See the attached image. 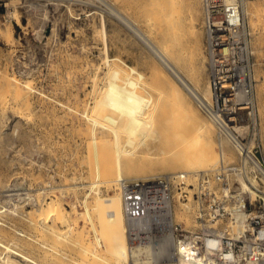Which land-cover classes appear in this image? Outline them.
Masks as SVG:
<instances>
[{"label": "rangeland", "instance_id": "374dc122", "mask_svg": "<svg viewBox=\"0 0 264 264\" xmlns=\"http://www.w3.org/2000/svg\"><path fill=\"white\" fill-rule=\"evenodd\" d=\"M151 1L153 0H0V26L7 34L9 28L6 26L12 25L15 38L11 44L3 39L5 34L4 36L0 35V81L9 75V78H14L18 82L20 95L28 96L26 102L15 107L16 109L11 111L10 107L7 108L5 110L7 114L4 111V118L0 124V211H5L1 215H4L3 220H6L9 226L19 229L18 235L14 234L10 228H5L6 232L0 230V238L5 243L10 242L12 245L18 243V245H14L15 248L38 264H107V257L111 258L112 263L114 262L112 257L114 254L113 241L108 234L106 222L102 226L98 223L99 226L97 229L95 228V232H92L83 227V221L76 219L73 214L70 219L73 207H76L78 216L82 215L84 218L89 203H94V208L99 203L102 210L106 198L116 199L114 206L108 205L106 208L114 211L115 216L117 215V218L115 217L117 225H115L116 223L113 225L117 226L119 233L127 234L125 231L127 223H124L121 197L118 200L119 195L121 196L119 184H109L110 187L104 185L99 188L100 191L97 189L98 192H95L96 188L86 186L89 182L95 181L91 178V173L94 171L93 165L99 159L102 158L101 160H104L106 166L116 165L118 156L115 153V142L111 133V93L118 99L125 113L145 109L148 113L156 114L160 111L163 103L158 94L161 92V86L159 80L155 78V70L160 68L176 84L180 85L194 109L212 124L215 129L213 137L215 147L219 149L218 140L220 138L228 142L226 138L219 136L216 127L200 110L195 98L196 93L198 95L201 93L196 90V82L193 81L194 74L200 75L198 83L201 89L206 84H210L209 59L205 51L202 0H171V3L170 0H166L168 5L170 4L169 6L165 0H163L164 3L161 2L162 0L161 3L154 0L155 4ZM237 2L241 5L253 65V99L250 106L253 112L252 120L256 124L257 136L254 140L259 147V157L262 156L264 159V0H237ZM167 6L171 7L172 11L175 10L173 11L175 13ZM169 12L172 13V16ZM165 15L166 17L170 16L169 18L172 17V20L175 17L173 20L175 22L171 21V23L173 22L172 26L179 24L175 26V29L177 31L182 29L175 32L178 34L174 35V37L179 36L176 38L180 43L176 40L173 41L178 42L181 47L183 45V49L176 42L175 48V43H172L174 51L179 53L176 56L180 57L182 54L184 56H181L184 59L182 60L188 62L192 55L190 57L187 55L194 53L193 50L192 53L190 52L192 47L193 49L199 48V50L196 49L199 52L197 51L198 54L192 57V61L189 59L191 64L188 62V66L187 63L180 65L179 61V68L167 57L165 58L164 54L161 57V52L157 53L161 49L159 44L162 45L164 41L163 44L167 48L168 42H172L170 38L173 36L170 33L175 34L172 32L174 30L172 26V28L167 27V29H173L168 31L170 36L168 38L167 32L163 30L166 29L164 26L168 22L163 26L157 23L160 19L158 16L164 17ZM169 18L167 19L169 20ZM169 25L167 24V26ZM193 28H195V33ZM180 36H182L181 39ZM194 40L199 45L195 44ZM149 44L159 46L158 48L154 46V48ZM164 45L162 46L165 47ZM179 48L181 52H177L180 51ZM170 50L172 52L173 48ZM175 52H172L174 57ZM162 59H166L165 62ZM168 65L172 69H177L170 70ZM108 68L110 69L108 70ZM174 73L178 75L173 76ZM107 74L112 75L108 77ZM178 76L186 84L179 80ZM112 78L113 80H110ZM108 81L111 82L108 83ZM116 81H121V85ZM108 84H111L112 87H108ZM118 85L122 87V92L117 88ZM108 88H111V92ZM188 88H191L192 91ZM2 98L5 99L4 93H2ZM26 103L29 105L26 106ZM130 130L125 127L123 129L121 158L126 161H146L155 158L157 153L150 152L145 131L132 133ZM228 143L223 144V149L230 159L233 155L235 158L224 164L219 161L215 166L216 169L222 165L234 164L238 159L237 151L230 142ZM160 147L163 148L162 142ZM157 175L165 174L157 172L152 177ZM187 185L188 188L185 190L189 193V197L180 198V189L175 191L177 195L175 198L176 214L182 211L180 205L187 204L188 199L191 198V203L196 209L195 219L197 220L195 191H191L192 187H189L190 185L195 186L192 177ZM95 193H98L97 196L101 198H96ZM55 196L63 202L65 210L64 224L57 223L56 230L66 233L67 231L72 232L74 229L72 232L73 241L84 237V241H82L88 244L87 253L81 252L80 255L76 247L69 243V240L60 239L59 241V239L39 236L40 233H36L35 226L31 227L25 222L26 218L32 217V215L33 219H36V221L33 220L34 223L39 222L38 218L41 213L38 215L37 206L55 199ZM244 198L248 199L245 203L249 204L254 202L257 196L250 198L248 194H245ZM93 199H96V203ZM99 200L100 202H97ZM16 205L19 207L18 212L27 217L12 218L9 210H13ZM95 210L96 212L100 211L97 208ZM103 210L100 213H103ZM96 212H94L95 216L98 215ZM104 213L106 216L105 210ZM104 213L100 216L102 217ZM100 216L97 221H105L104 218L100 219ZM179 218L174 217L176 223L180 224L185 231H190L193 224L189 225ZM120 220L124 227H121ZM46 225L51 226L55 223L49 219L46 220ZM220 226L234 230L232 216L228 222L221 223ZM105 227H107L108 233L107 230L104 231ZM198 227L199 225L196 223V228ZM0 228L3 227L0 226ZM22 231L33 233L38 236V239L29 243L28 239H23ZM81 235L84 236L81 237ZM85 236H88L87 240H85ZM11 240L14 244L11 243ZM41 242L42 244L43 242L53 243V247L49 243H47V249L41 247ZM150 245L153 249V255L150 257L151 264L171 263L169 253L173 252L172 245L163 249H157L153 244ZM111 250L113 251L111 252ZM1 251L0 247V254H3ZM91 251H95V255L91 254ZM109 251L113 253L112 256ZM4 254L0 255V263L5 260L2 259ZM174 259L172 258V261ZM111 262L109 263L112 264ZM127 262L133 264L130 258L127 259Z\"/></svg>", "mask_w": 264, "mask_h": 264}, {"label": "built area", "instance_id": "2783aa9c", "mask_svg": "<svg viewBox=\"0 0 264 264\" xmlns=\"http://www.w3.org/2000/svg\"><path fill=\"white\" fill-rule=\"evenodd\" d=\"M202 10L213 96L211 103L195 98L219 136L233 145L238 159L213 172L190 174L195 182L189 187L195 191L199 225L193 231H185L174 219L175 191L180 189V198L189 197L185 190L189 175L165 174L123 182L129 242L150 243L157 249L172 245L174 254L177 244L189 242L193 254L207 264H264V159L259 157L254 140L249 37L239 2L202 0ZM245 105L250 108L242 109ZM241 182L256 192L254 202L243 203L242 195L249 193L243 191ZM242 212L247 215L243 232L220 226L231 216L234 223L236 214Z\"/></svg>", "mask_w": 264, "mask_h": 264}, {"label": "bare ground", "instance_id": "6f19581e", "mask_svg": "<svg viewBox=\"0 0 264 264\" xmlns=\"http://www.w3.org/2000/svg\"><path fill=\"white\" fill-rule=\"evenodd\" d=\"M157 1L160 2L161 0H157ZM168 1L165 0V2H167L166 3L167 5H168ZM227 1L228 2H236L237 0H227ZM151 2H154V4H155L154 0ZM161 2L164 3L163 0ZM172 2H174V1H172ZM170 3H171V0H170ZM167 7H166V10L168 8H170V10H171V7H168V8ZM173 11H175V10H173ZM113 12H115V10ZM13 13H14V11H13ZM170 13L171 12H169V14ZM173 13H175V12H173ZM16 15H15V17H17ZM159 16H161V15H159ZM159 16H158V18H160V19H158L159 22H157V23H159L160 25L162 24L161 26H163V24L165 25L166 22H168L167 24L169 25L171 23V21H173L175 19V17L173 20L171 19L172 17L169 18L170 16H172V13L170 14L169 17H166V15L164 17L163 16L159 17ZM120 17H123V16L120 15ZM167 18H169V20ZM17 20H18V22H20L18 17H17ZM178 20H179V17H178ZM178 20H176V21H178ZM173 22H175V21H173ZM173 22L169 26H167V24H166V26H164V27L166 29H167V27L172 28ZM188 24H190V23L188 22ZM174 25H175V23H174ZM176 25H179V24H176ZM11 26H6L9 28V32L7 31L8 32L7 34L4 32V29L1 28V26H0V35L4 36V34H5L6 36H4L5 38H3V39H6L7 42H10L12 44L14 42V40H13L14 37H13V29ZM175 26L173 27L174 30L169 29V28L167 30L166 29H163V30H165L167 32V34H168L169 30L170 31L173 30L172 32H174V33L182 30L180 27L181 30L177 31L175 29ZM192 26L194 27L193 23H192ZM164 27H162V28H164ZM195 28H193V32H194ZM137 32H139V31H137ZM176 34H178V33H175V34L170 33V35L173 37ZM179 35H181V34H179ZM194 35H196V34H194ZM168 36H169V34H168ZM145 37H146V35H145ZM173 37L172 38H170V36L168 37V38H170V40L172 39L171 40L172 42H170V43L168 42L169 48L168 47L166 48V45L163 44L165 42L163 41L162 45H164L165 47H163L161 44H159L161 49H159V51H157V53L161 52V57H163L165 55V58L167 57L168 60L172 61V63H174L176 66H179L178 63H180V62H181L180 65H186V63H187V66H188V62H189V64H191L189 59H191V61H192V57H194L195 55L198 54L199 48H196V49H198V50H196L195 48L193 49V47L191 46L192 49L190 50V52L192 50L194 51V53L197 51L198 52L194 54V53H192L193 52L192 51L191 52L192 54H189V55L186 54L189 57L191 55L192 56H191V58L188 59V62L187 61L185 62V61H183L184 59L181 58V56L184 57L182 54H180V57L176 56V55H179V53L177 54L174 51V47H173V44L176 41L179 42V39H177L179 36L178 35L175 36L174 39H173ZM181 38H182V36H180V39ZM152 39H154V38H152ZM195 39L197 40V38H195ZM12 40H13V42H12ZM145 40H146V38H145ZM165 40H167V39H165ZM173 40H176V41L174 42ZM196 40H194V42ZM178 42H176L177 45H179ZM196 42H195V44L199 45V43H196ZM176 43H175V48H176ZM170 44L172 45V48H173L172 52L176 53L175 57L173 56L174 54H172V52H170L171 51L170 49H172V48H170V46H171ZM195 44H194V46H195ZM149 45L151 46V44H149ZM159 45H154V46H157V48H158ZM179 47H181V46L179 45ZM182 47H183V45H182ZM182 47H181V49H183ZM196 47H197V45H196ZM181 49H180V51H177L178 49H175V50L177 52H181ZM200 51L202 52V49ZM182 52H184V51H182ZM162 60H164V59H162ZM165 60H164V62H165ZM185 60H186V58H185ZM182 61H183V63H182ZM107 64H108V60H107ZM166 64H168V63H166ZM170 65H168V66H170ZM171 66L169 67L170 70L172 69ZM184 67H186V66H184ZM179 68H180V66H179ZM109 69L110 68H108V70ZM155 69H156V67H155ZM155 69L153 68V71ZM176 69L173 68L172 70L174 71ZM155 71H156L155 72V78H157L159 80V83L161 86V92L158 93L159 96H161V97H159V99L162 100V102H163L160 111L157 112L156 114H153V112H150L151 113L150 114L145 109L125 113L123 111L122 106L119 104L118 99L115 98V96H112V93L110 94V96H111L110 118L112 121L111 133H112V137H113L114 142H115V153L118 157L116 158V165L112 166V167L106 166V164L104 163V160H101L102 158L99 159L93 165L94 171L91 173V178L95 181H91L88 183V185H86V184L85 185L89 188H96L95 192H98L99 188H101L104 185H108L110 187L114 183H115L114 185H116V183H117V185L119 184V188H120V192H121V185L123 182L146 180L148 178H151L157 172H161L163 174H185V175H189L188 177L190 178L191 173L211 171L213 169H216L215 166L219 163V161H221L220 163L224 164L225 162H229L230 160H233L235 158V156L233 155L232 159H230L229 155L226 154L224 149H223V144L228 143L229 141L226 142L222 138H220L218 140V145H219L220 150L215 147L216 146V144H214L215 140L213 141V139H214L213 137L215 136L214 135L215 129H213L212 124H210L205 118H203V116L196 109H194V106H192L191 102L188 100L189 97L187 98L185 96V94H184L185 92H183L180 85L176 84V82H174V80H172L170 78V76H168L160 68H157ZM192 73H191V78H192V75L194 74V73L193 74ZM176 74L177 73H174L173 76H175ZM107 75L109 77V75H112V74H107ZM197 75L198 76H196V74L193 75V77H194L193 81L196 82V86H197L196 90L198 92H200L201 95H198L196 93V96L198 98H200L201 100H205L206 102L211 103L212 102V96H213L212 86H211V84H206V86L203 89H201L199 86V83H198L200 81V78H199L200 75L199 74H197ZM179 77L180 76H178V78ZM110 80H113V78ZM179 80H182V78L181 79L179 78ZM182 81L184 82V80H182ZM110 82L108 81V83H110ZM118 82L116 81V83H118ZM112 83H113V81H112ZM119 83L118 84L121 85V81ZM184 84H186V83L184 82ZM108 85H109L108 87H110V86L112 87L111 84H108ZM119 85L117 88H119V91L122 92V87L121 86L119 87ZM181 86H182V84H181ZM187 86H189V85H187ZM114 87L115 86L113 85V88ZM108 89L110 90L111 88H108ZM188 89L191 90V88H188ZM113 91H115V90H113ZM110 92H111V90H110ZM2 93H4V95H5L4 100L2 98ZM193 93H195V92H193ZM192 95H194V94H192ZM27 97L28 96L24 97L23 95H20L19 88H18V82L16 81V79L9 78V75L3 77L0 81V124L2 123V120L4 118V111L7 108L9 109V107L11 108V111L13 109H16L15 107H17L18 105L20 106L21 103L23 104V102H26ZM26 104H27L26 106L29 105L28 103H26ZM26 106H25V108H27ZM248 108H250V106L245 105L242 109H248ZM5 113H6V111H5ZM124 127L131 129L130 131L132 133H135L136 131L144 130L145 134L148 137L147 143H148V146L150 148V152L155 151L157 153V156L155 158L148 159L146 161H139V160L126 161V160H123L121 158L122 148H123L121 138L123 135ZM161 142H162L163 148L160 147ZM218 150L220 151V153L218 152ZM241 183H242L243 191L248 192L250 197H254L256 195V192L254 190H252L251 188H248V186L244 182H241ZM109 184H111V185H109ZM108 190H110V189H108ZM242 193H244V192H242ZM95 194H96V198H97L98 193H95ZM120 197L122 199V194H121V196L119 195L118 200L120 199ZM54 198L55 199H52L49 202L47 201V202H43L42 204L38 203L39 205L37 204L38 205L37 209L39 211L38 215H40L39 213H41V215L39 216L40 218H38V219H40L39 222L34 223V221H36V219H33V215H32V217L29 216L28 218H26L25 222H27V225H29L31 227L35 226V228L37 229L36 233H40L39 236H41L43 238L47 237V238H51V239H57V240L59 239V241H60V239H62V240L64 239V241L69 240L70 241L69 243L76 247L77 252L80 255H81V252L87 253L88 252V249H87L88 244L83 242L84 241V237H83L84 235L83 236L81 235V237H83V239L77 238L73 241L74 237L72 235V232L74 229L72 230V232L67 231L66 233L65 232L61 233V232H58L56 230L57 223L60 222V223L64 224L65 220H63V217L65 216V212H64L65 210L63 208V202L60 200V198H57L56 196ZM93 200H95L94 202L96 203V199H93ZM247 200L248 199H245L244 196L242 195L243 203H245ZM188 201L189 202L187 204L180 205L182 211L180 210L181 212L179 211L180 213H177L178 215L176 214V210L174 209V217L175 218L180 217L179 219H182L181 221L184 220L189 225L192 223L193 227L190 228L191 229L190 231H193L194 229H196V223H198L197 220L195 219L196 209H194V207L191 203L192 199L189 198ZM97 202H100V200ZM115 202H116V199L113 200V198H111V199L106 198L104 200L103 209L106 212V216H105L104 210L102 209L103 213H104V215H102V217L100 216V214H103V213H100V212H102V210L100 209L99 203H98V206H97V204H95L97 206L95 208H94V203L93 204L89 203L87 205L88 211L86 212V215L84 218L82 217V215H80V217H82V218H80L78 216V212L76 210V207H73L72 211L70 212V219H71V214H73L74 216H76V219H78V220L81 219L83 221V224H84L83 227H85L88 230H91L92 232H95V228L97 229V226H99L98 223L100 224V226H102L106 222V226L108 227L109 233H108L107 227H105L106 229L104 228V231L107 230V233L111 236L112 241H113V243H112L111 239H109L111 241V243L113 244V245L112 244L111 245L113 246L114 251L111 250V252L113 251L114 254L111 253L110 251L109 252L111 253V256L113 254L112 257H113L114 262L112 263L110 260L111 258L109 259L107 257L110 260L109 262H111L112 264H128V262H127L128 258H130L132 260L133 264H151L150 263V257L153 255V249H152L151 245L147 244V243L142 244V245L130 243L129 237H128L127 225H126V230H125L127 234L122 233V232H121L122 234H120L119 230L116 228L117 226L115 227L113 225L117 221L115 219V217L117 218V215L115 216L114 211L107 210L106 207L108 205L114 206ZM121 202L123 205V200ZM14 207L15 208L13 210H9L12 218H14V217H17V218L27 217L25 214H20L18 212L17 209L19 207L17 205ZM96 208L98 210H100V211H97L98 213L95 210ZM4 212L5 211H0V226H2L4 228V229L0 228V230L6 232L5 228H10V230H12L14 234L18 235L17 234V231L19 230L18 227L9 226L8 222H6V220H3L4 215H1V214H3ZM94 212H96L98 215L95 216ZM28 215H31V214L29 213ZM43 216H45V217H43ZM98 216L101 217L100 219L104 218L105 221H101L102 223L104 222L103 224L101 222L97 221ZM246 218H247V215L245 213H243V212L237 213L235 216L236 221L234 222V230H236L237 232H243V223L245 222ZM49 219H52L54 221L55 225H51V226L46 225V220L48 221ZM123 220H124V218H123ZM121 221L122 220H120V222ZM124 223H126V220ZM48 224H49V222H48ZM73 224H74V226H76L75 223H73ZM120 224H122V222ZM115 225H117V223ZM121 227H124L123 224ZM57 229H58V227H57ZM82 230H83V228H82ZM125 231H123V232H125ZM22 232L24 233L22 235L23 239L24 238L28 239L29 243L34 242V239H35V241L38 239V236L34 235L33 233H32L33 234L32 235V234H29L25 231H22ZM78 236H79V233H78ZM110 236H109V238H110ZM87 237L85 236V240H87ZM28 240H27V242H28ZM30 240H32V241H30ZM71 241H72V243H71ZM55 242L57 243V241H55ZM11 243H13L12 240H11ZM47 243H49V242H43V244L41 242L40 246L47 249V247H48ZM212 243H214V242H212ZM16 244L18 245V243H16ZM16 244H14V245H16ZM49 244H51V243H49ZM52 244L50 246H52ZM14 245L10 244V242L5 243L0 238V247L2 248L1 252H3V254L5 253L4 258H2V259H5L3 261L4 264H30V263L31 264H33V263L38 264L37 262L32 260L28 255L17 250ZM45 253H47V252H45ZM3 254H0V255L3 256ZM91 254L95 255V251H91ZM169 254H170L169 257H171V259L169 258L170 262H171L169 264H207L205 259H203L199 256H195L193 254V252L190 248L189 242L177 244L176 245V254H174L173 252L169 253ZM71 257H73V256H71ZM107 258H106V262H107V264H110L108 262ZM172 258L173 259L175 258L174 259L175 261L174 260L172 261ZM72 259H74V258H72ZM57 260H58V258H57ZM61 260H62V258H61ZM61 260L59 259V261H61ZM70 261H73V260H70ZM3 262L1 261L0 264H2ZM244 264H252V263H244Z\"/></svg>", "mask_w": 264, "mask_h": 264}]
</instances>
